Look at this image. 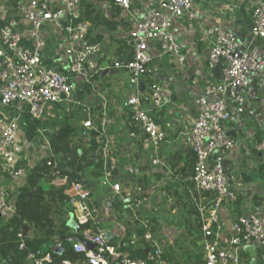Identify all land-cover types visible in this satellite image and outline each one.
<instances>
[{"label":"built area","instance_id":"built-area-1","mask_svg":"<svg viewBox=\"0 0 264 264\" xmlns=\"http://www.w3.org/2000/svg\"><path fill=\"white\" fill-rule=\"evenodd\" d=\"M8 6L16 9L22 25L8 19L0 31V218L10 219L17 209L19 186L7 187L2 183L8 178L18 184L28 168L21 163L24 146L19 132V116L11 114L13 108L22 104L34 120L43 121L48 107L64 104L79 109L85 115L82 133L88 136L95 132L96 140L103 146V168L101 185L111 191V202L118 200L125 211L132 213L138 222L128 236L113 240L103 227L102 208L91 200L92 191L84 181L67 178L56 180V184L68 185L65 194L71 206V236L69 242L77 253L87 258L88 264H173L164 255V250L155 235L152 219L141 215L144 194L124 188L116 178L118 158L112 153V138L108 127L111 123L106 108L99 122L93 118L92 106L79 99L74 77L84 74L88 78L97 72V63L102 56V47L88 39L90 24L76 21L81 0H18ZM114 4L128 13L134 11V25L130 32L131 57L117 64L130 75L133 93L125 107L144 150L154 153V164L161 163L159 147L166 133L158 121L157 111L165 101L166 88L160 82L146 83L149 64L153 59L151 48L160 46L162 54L185 62V45L172 34L174 21L192 9L194 0H143L135 6L133 0H114ZM64 21L62 22V20ZM59 24L67 33L71 46L67 54L71 63L67 72L44 63L47 39L42 28L45 24ZM251 32L255 40H264V0H257L251 11ZM210 38L209 67L220 64L222 78L207 84L203 95L194 100L196 115L188 133L191 150L196 157L194 174L187 178L188 193L198 211L201 224L200 255L202 260L191 264H250L252 255L248 245L255 248L256 264H264V206L257 213L240 214L231 221L230 228L221 217L225 204L235 205L240 197L242 182L233 181L225 168V156L236 141L227 135L224 123L235 120L246 108L245 92L251 87L252 78L264 72V58L255 49L242 47L238 34L223 25L207 28ZM79 47H75L76 44ZM86 72L83 73V68ZM235 103V114L230 107ZM186 111L190 107L185 108ZM36 135L50 144L49 136L41 123ZM264 168V135L256 145ZM136 175L140 168L134 169ZM113 202L111 203L113 205ZM139 227L144 229L139 234ZM20 248L25 247V234ZM145 248L143 257H134L133 251ZM32 264H54L50 254L30 251ZM59 264H72L62 261ZM189 264V263H181Z\"/></svg>","mask_w":264,"mask_h":264},{"label":"crops","instance_id":"crops-1","mask_svg":"<svg viewBox=\"0 0 264 264\" xmlns=\"http://www.w3.org/2000/svg\"><path fill=\"white\" fill-rule=\"evenodd\" d=\"M133 1L135 6H139L143 0ZM256 1L194 0L192 9L177 18L171 28L173 36L185 45L184 64H180L176 58L162 54L160 46H152L153 59L149 64L150 72L145 76L146 83L157 81L166 88L164 94L166 103L157 111L158 121L166 136L158 152L161 163L156 165L153 163L154 153L144 150L138 137L131 135L132 132L139 134V130L134 125L132 127L129 111L125 107L128 97L133 93V87L129 73L117 67V64L126 62L132 54L130 32L134 25V11L128 13L111 0H81L78 14L84 15L90 24L91 35L88 39L102 47V56L97 63V76L92 84V94L84 102L91 106L103 105V109H107L111 120L108 131L112 138V153L119 162L116 178L124 188H128V184L136 185L137 181V186L141 188L139 192L146 194L141 215L156 219L160 224V236L157 233L155 235L163 250L171 244L176 230L169 229L163 215L155 214L156 210L151 209V203L155 199L159 201L171 199L172 197L167 196L176 194L184 211L189 209L188 177H183L180 171L186 163L191 162L190 158L194 155L188 138L196 115L193 101L203 95L207 84L221 80L213 68L209 67L210 38L206 30L213 25L228 27L238 34L242 47L250 48L251 44L246 40L241 41L240 36L248 32V27L251 29V11ZM51 2L55 5L59 0ZM0 14L4 18H12L19 24L22 23L16 9L8 6L5 0H0ZM240 20H245L247 24H242ZM42 31L47 39L44 63L67 72L71 63V56L67 54V49L71 46L67 33L59 24L51 23L45 24ZM123 43L130 45V49L117 53ZM256 43L255 50L264 58V40H256ZM79 45L78 43L75 47ZM74 81L79 88L81 83L88 81V77L81 74L75 76ZM244 94L245 112L235 114V103L230 102V107L237 116L235 120L224 123L226 131L231 129L237 131L236 136H232L236 144L225 156L224 165L233 181L242 182L239 197L240 214H251L257 213L264 206V168L256 149L257 143L264 135V72L253 76L251 87ZM186 107H190V110L186 111ZM68 109V106L59 104L46 110L41 126L49 138L64 122ZM26 112L22 104L10 111L11 114L19 116V132L24 146L21 163L29 169L38 160L51 154V150L43 139L41 141L46 145L37 148L35 143L26 138ZM242 120L245 121V126H238ZM74 121L71 120L75 123ZM136 167L140 168L139 175L134 173ZM86 179L87 182L83 181L92 191L91 200L102 208L108 235L113 240L130 235L137 224L131 219L129 212H115L111 204L112 193L102 187L100 177L89 176ZM2 183L12 188L14 185L21 186L24 179L16 184L5 178ZM156 191L155 197H149L150 193ZM236 207L237 203L225 204L220 210L227 228H230L231 221L237 216ZM161 237L166 238L168 242L163 244ZM246 247L252 257L255 256V249L251 245ZM174 258L178 259V256L174 255Z\"/></svg>","mask_w":264,"mask_h":264},{"label":"trees","instance_id":"trees-1","mask_svg":"<svg viewBox=\"0 0 264 264\" xmlns=\"http://www.w3.org/2000/svg\"><path fill=\"white\" fill-rule=\"evenodd\" d=\"M111 1L114 3V0ZM11 2L15 5L18 0H11ZM81 20L86 21V18L79 14L76 21ZM6 23H8V19L0 14V31ZM126 49H130V45L123 43L117 53H123ZM96 76L97 73H94L88 78V81L81 83L76 91L79 99L85 101L92 94V84L95 82ZM92 109L94 121L97 123L100 121L103 105H92ZM26 119V138L29 141H34L41 120H34L28 112H26ZM72 119L75 120V123L71 122ZM85 119L86 115L81 110L69 108L62 125L50 135L51 154L44 156L32 168H29L24 183L17 192L16 213L10 219L0 218V264H32L28 259L30 251H40L42 255L50 254L55 261L54 264L65 260L71 261L72 264H88L86 256L77 253L69 242L72 230L70 225L71 206L68 196L65 194L68 185L56 184V180L60 178H67L69 184L74 180L83 181L88 176L98 178L102 174L103 146L96 140L95 132L88 136L83 135ZM129 120L131 121L130 117ZM131 124L133 127V123ZM190 159L191 162L186 163L180 171L183 177H190L194 174L195 155ZM189 201L192 204L191 216L187 220L183 232L177 233L176 243L182 234L190 238L193 244H198L201 238L200 217L192 201ZM113 206L116 213L125 211L122 203L118 200H114ZM235 211L239 216V199ZM129 215L134 220L131 212ZM134 222L138 224L136 220ZM152 225L154 232L158 234L160 230L158 221L153 219ZM26 228L32 230L34 234L32 236L25 235V247L20 248L21 238L19 235L25 234ZM138 232L141 235L144 229L139 227ZM185 252L186 263L191 264L202 260L197 249L188 248ZM132 255L143 257L145 248L133 251ZM164 255L169 262L176 264L173 262L171 245L164 250ZM110 264L117 263L114 261Z\"/></svg>","mask_w":264,"mask_h":264},{"label":"rangeland","instance_id":"rangeland-1","mask_svg":"<svg viewBox=\"0 0 264 264\" xmlns=\"http://www.w3.org/2000/svg\"><path fill=\"white\" fill-rule=\"evenodd\" d=\"M41 140H42V138L36 137V140L32 141V142L36 144L35 146H38L37 148H41L40 146L46 145ZM136 179H137V176H136ZM85 181L87 182V179H85ZM135 183H136V185L128 184L127 187L130 188L134 193L139 194V191H141V188H139L137 186V184H138L137 181ZM156 195H157V191L155 193H150L149 197L150 196L155 197ZM144 196H146V194H144L141 197H144ZM160 196H161V194H160ZM167 197H172V198L171 199L166 198L163 200L161 199L160 201L158 199H155L151 203V209L155 208V210H156L155 214L156 215L157 214L163 215V218L166 219L167 226L169 227V229L176 230V232L174 233V237H173L174 239L171 241V244H170L171 247L175 250V251H173V262L176 264L186 263V261H185L186 249H188V248L197 249V252L200 254V251H199L200 250V244L199 243L193 244L192 241L190 240V238H188L185 234H182L179 237V240L177 243L175 242V237H176L177 233L183 232L184 227L187 223V220L191 216L190 208L192 207V204H188L189 209L187 211H184V208H182V204L178 199V195L176 196V194H173V195H170ZM189 200H191L190 197H189ZM173 210H174V212H173ZM187 215L189 217H187ZM103 227L105 228L104 222H103ZM159 228H160V224H159ZM33 234L34 233L32 230H30L29 228H26V230H25L26 236H32ZM158 235L160 236L159 233H158ZM161 241L163 244L164 243L166 244L168 242V240L166 238H163V237H161ZM174 255H177L178 259L174 258Z\"/></svg>","mask_w":264,"mask_h":264},{"label":"water","instance_id":"water-1","mask_svg":"<svg viewBox=\"0 0 264 264\" xmlns=\"http://www.w3.org/2000/svg\"><path fill=\"white\" fill-rule=\"evenodd\" d=\"M242 24L246 25L247 22L245 20H240ZM241 41H247L251 44L250 48L251 49H255L256 47V40L254 38L253 33L251 32L250 27H248V32H246L243 36L241 35ZM214 73L216 74V76L218 78H222V68L220 66V64H217L214 68H213ZM86 72V67L83 68V73ZM238 126H245V121L242 120L241 122L238 123ZM227 135L229 136H236L237 131L235 129H231L229 131H226ZM61 166V165H60ZM70 224H72V220H70ZM253 247V246H252ZM254 248V247H253ZM255 249V248H254ZM250 264H256V258L251 259Z\"/></svg>","mask_w":264,"mask_h":264}]
</instances>
